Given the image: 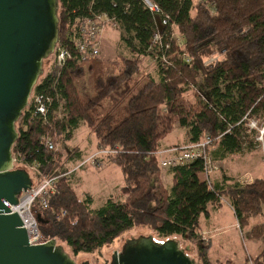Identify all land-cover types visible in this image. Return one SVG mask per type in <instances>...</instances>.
<instances>
[{
	"label": "trees",
	"instance_id": "trees-1",
	"mask_svg": "<svg viewBox=\"0 0 264 264\" xmlns=\"http://www.w3.org/2000/svg\"><path fill=\"white\" fill-rule=\"evenodd\" d=\"M149 1L159 7L160 17L144 0H59L58 45L71 58L59 78L46 74L35 87L33 97L47 95L51 103L45 116H36L34 106L23 112L13 155L37 165L46 178H56L45 198L47 208H38L42 223L49 226H40V231L74 255L93 254L131 230L150 227L159 238L195 243L202 264H211L200 217L210 215V206L221 208L224 199H229L241 229L251 218L264 217V179L215 184L211 175L221 170L207 173L203 159L162 169L161 141L175 126L188 131L184 146L209 138L206 155L213 166L255 150L256 130L249 122L264 118V0ZM96 16L114 25L132 58L114 60L122 64L121 72L97 77L95 93L87 96L78 80L89 62L81 61L76 43L82 23ZM159 19L168 23L162 26ZM157 33L161 41L154 45ZM217 53L224 60L206 64ZM143 57L153 60L155 71L139 84L135 76ZM188 92L195 100L187 98ZM106 102L111 108L99 112ZM82 125L95 134L99 151L113 152L107 160L123 174V187L99 209L93 208L90 193L79 195L73 188L56 148ZM162 170L172 175L170 189L162 184ZM248 236L264 240V223ZM251 262L264 264V250Z\"/></svg>",
	"mask_w": 264,
	"mask_h": 264
},
{
	"label": "water",
	"instance_id": "water-1",
	"mask_svg": "<svg viewBox=\"0 0 264 264\" xmlns=\"http://www.w3.org/2000/svg\"><path fill=\"white\" fill-rule=\"evenodd\" d=\"M58 10L59 0H0V264H77L55 239L32 245L20 215L11 210L34 186L26 169L15 168L13 147L16 125L59 42ZM189 250L175 239L141 236L113 252L110 264H198Z\"/></svg>",
	"mask_w": 264,
	"mask_h": 264
},
{
	"label": "rangeland",
	"instance_id": "rangeland-1",
	"mask_svg": "<svg viewBox=\"0 0 264 264\" xmlns=\"http://www.w3.org/2000/svg\"><path fill=\"white\" fill-rule=\"evenodd\" d=\"M195 2H200V0H195ZM119 58L131 59L132 54L126 48L125 44L122 43L120 32L114 25L108 24L102 35L99 59L83 65L84 72L78 80L80 91L87 96H93L97 77L101 76L107 78L109 76L118 75L122 70V64L119 63L115 65L112 62ZM223 60L224 56L217 53L208 59L206 64L221 62ZM53 61L54 54H51L43 64V74L39 78L38 83L46 74L56 73ZM140 69L141 72L135 76V80L139 81V84L146 76V73H154L155 64L151 58L143 57ZM33 92L31 99L33 97ZM187 98L195 100L194 93L188 92ZM111 105L112 103L106 102L99 109V112L104 113L111 108ZM124 108L125 104L121 105L120 110H123V113H125ZM18 124L19 121L16 125L17 131ZM249 128L256 130V133L252 135L255 142V150L243 154L230 155L226 158L222 166L218 163L219 170L223 168L229 176L237 179L243 184L251 182L254 179H264V118L251 119ZM186 135L188 136L187 130L175 126L174 131L161 143L164 147L169 144H178L185 141ZM56 148L62 157L60 162L62 165L61 169L63 171H69L71 184L79 195H83L84 193L93 195L94 209L102 207L106 200L110 196L115 195L124 184L121 170L110 163L107 157L99 156L101 161L100 167H95L92 165V162L88 161L93 155L99 153L95 134L90 128L83 125L80 126L75 130L70 141H64L62 139ZM31 177L33 178L34 186H38L42 182L41 179L40 182L38 181L39 179L36 178L33 172L31 173ZM162 184L166 189L172 187V182L165 181L162 182ZM229 184H233L232 180L229 181ZM209 209L213 215L212 220L209 222L202 216V225H213L218 228L226 226V231L215 234L212 238L203 236L210 248L208 259L214 264H251L252 259L261 254L264 250V240L262 239L258 242L257 239L249 237V228L263 224V216L252 218L248 226L241 229L237 221L234 220L233 213L228 204L224 203L223 207L217 212L212 209V206H210ZM38 213L39 210L37 209V216L39 215ZM39 224L45 229L49 228L47 222H39ZM202 230L203 229H201V231ZM141 236H152L159 242L175 239L179 242L182 249L189 247L190 250L187 254L191 259H194L198 264H202L196 253L195 243L179 237H171L168 239L159 238L150 227H139L131 230L123 234L111 245L105 246L93 254L74 255L63 243L57 241V244L63 246L65 252L77 264H80L81 260L89 261L90 264H110L113 252H121L126 241ZM209 240L211 241L209 242Z\"/></svg>",
	"mask_w": 264,
	"mask_h": 264
},
{
	"label": "built area",
	"instance_id": "built-area-1",
	"mask_svg": "<svg viewBox=\"0 0 264 264\" xmlns=\"http://www.w3.org/2000/svg\"><path fill=\"white\" fill-rule=\"evenodd\" d=\"M149 10L160 17L161 10L157 5H154L149 0H144ZM162 26H165L168 23V19H159ZM110 24V21L107 17L96 16L93 19L85 20L80 28L79 39L76 43L77 51L79 53L80 59L82 62H90L96 60L100 57V49L102 44V35L106 25ZM161 41L160 33H157L154 37L153 44L157 45ZM54 55L56 59L54 61V67L56 69V73L54 76L56 78L60 77V72L63 69L66 61L71 58V54L67 48H62L57 45ZM51 103V98L47 95H39L34 96L32 99L30 98L29 106L35 107L36 116H45L48 112V108ZM49 146L53 147V144L50 140L46 142ZM212 145V141L207 138L204 142L184 146L180 149L172 148L167 151H162L159 153V156H162L166 153H170L171 155L165 158H161L160 166L162 169L171 168L177 166L182 163L192 162L195 160L203 159L208 162V172L218 171V166H213L210 164V160L206 155L207 147ZM111 151H99L98 154L93 155L88 161L92 162V165L95 167L101 166V161L99 156H107L112 154ZM14 165L15 168L26 169L29 173L33 172L34 175L40 177L41 183L38 186H33L32 190L22 193L19 204L17 206H11L12 212H16L20 215L22 221L27 220L28 226L24 224V228L28 232L29 241L32 245H41L47 243L48 239L42 234L40 231V224L37 218V209L40 206L47 208V202L45 198L49 193L53 192L54 184L56 182V178H46L41 175L39 167L37 165H29L25 163V158H18L14 156ZM30 173V175H31ZM33 179V178H32ZM38 203H41L38 205ZM204 239V238H203ZM206 241V239H204ZM251 264H253L251 262Z\"/></svg>",
	"mask_w": 264,
	"mask_h": 264
},
{
	"label": "crops",
	"instance_id": "crops-1",
	"mask_svg": "<svg viewBox=\"0 0 264 264\" xmlns=\"http://www.w3.org/2000/svg\"><path fill=\"white\" fill-rule=\"evenodd\" d=\"M147 74H150V73H146V75ZM87 127V126H86ZM162 142V141H161ZM187 142H188V136L186 135V139H185V141L184 142H180V143H178V144H169V145H167V146H163L162 145V143H161V148L163 149V151H167V150H169V149H172L173 147H175V146H184V145H186L187 144ZM171 154L170 153H166V154H164V155H162L161 157L162 158H165V157H168V156H170ZM226 160V159H225ZM225 160H222V161H220L219 163L221 164V166L223 165V163H224V161ZM220 173V174H219ZM225 177H228V178H230V179H233L232 180V183L233 182H236V181H238L237 179H235V178H233V177H231V176H229L225 171H224V169L222 168V170L221 171H218V172H215V173H212V175H211V179H212V181H213V183H217V184H220V185H230L229 184V181H225ZM161 179H162V182H165V181H168V182H172V175L169 173V171L168 170H162V172H161ZM124 185V184H123ZM123 185L121 186V188L123 187ZM120 188V189H121ZM120 189H119V191H120ZM118 191V192H119ZM117 192V193H118ZM116 193V194H117ZM85 194V193H84ZM92 195V194H91ZM93 196V195H92ZM94 198V197H93ZM224 203L225 204H228V206H229V208H230V210L232 211V213H233V216H234V220H236L237 221V219H236V216H235V214H234V211H233V209H232V206H231V204H230V201H229V199H224ZM224 203H223V205H224ZM223 207V206H222ZM221 207V208H222ZM221 208H219V209H215L214 207H212V209L214 210V211H219ZM209 212H210V215L208 216V217H206V216H204L205 218H206V220L207 221H209V222H211V220H212V217H213V215H212V213H211V211H210V209H209ZM264 218V217H263ZM251 220H252V218H251ZM250 220V221H251ZM237 223H238V221H237ZM238 225H239V223H238ZM253 227H255V226H253ZM253 227H251V228H249V232L251 231V229L253 228ZM201 229H203L202 231H201ZM226 231V226H224L223 228H218L217 226H213V225H208V226H203L202 225V216L200 217V233H201V236H209V237H213L215 234H218V233H223V232H225ZM258 240V239H257ZM260 240H262V239H259L258 240V242L260 241ZM211 240H209V242H210ZM263 252V251H262ZM261 252V253H262ZM260 255V254H259ZM259 255H257L256 257H258ZM256 257H254V258H256ZM208 258H209V253H208ZM209 261H210V263L211 264H214V263H212L211 262V260L209 259Z\"/></svg>",
	"mask_w": 264,
	"mask_h": 264
},
{
	"label": "bare ground",
	"instance_id": "bare-ground-1",
	"mask_svg": "<svg viewBox=\"0 0 264 264\" xmlns=\"http://www.w3.org/2000/svg\"><path fill=\"white\" fill-rule=\"evenodd\" d=\"M23 219V218H22ZM24 221V224L26 225V226H28V224H27V220L25 221V220H23Z\"/></svg>",
	"mask_w": 264,
	"mask_h": 264
}]
</instances>
